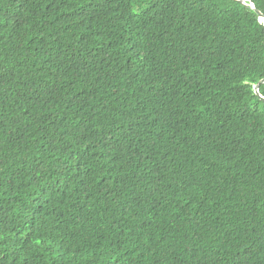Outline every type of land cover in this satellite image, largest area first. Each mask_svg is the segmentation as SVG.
Masks as SVG:
<instances>
[{
    "label": "trees",
    "instance_id": "1",
    "mask_svg": "<svg viewBox=\"0 0 264 264\" xmlns=\"http://www.w3.org/2000/svg\"><path fill=\"white\" fill-rule=\"evenodd\" d=\"M262 80L249 2L0 0V264H264Z\"/></svg>",
    "mask_w": 264,
    "mask_h": 264
},
{
    "label": "water",
    "instance_id": "2",
    "mask_svg": "<svg viewBox=\"0 0 264 264\" xmlns=\"http://www.w3.org/2000/svg\"><path fill=\"white\" fill-rule=\"evenodd\" d=\"M238 1L241 2V3H247V2H249L250 3V6L258 12V14L260 16V20L262 22H264V14L255 7L254 0H238ZM263 83H264V80H262L261 82H259L256 85V87H255V91H256L257 95L261 98L262 101H264V96H262L261 93H260V86Z\"/></svg>",
    "mask_w": 264,
    "mask_h": 264
}]
</instances>
